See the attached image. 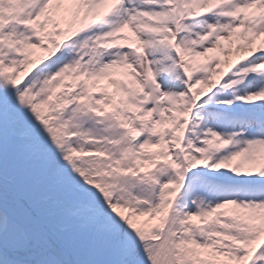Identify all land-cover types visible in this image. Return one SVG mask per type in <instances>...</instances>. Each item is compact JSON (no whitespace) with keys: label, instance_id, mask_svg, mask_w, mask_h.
I'll return each mask as SVG.
<instances>
[{"label":"snow or ice","instance_id":"1","mask_svg":"<svg viewBox=\"0 0 264 264\" xmlns=\"http://www.w3.org/2000/svg\"><path fill=\"white\" fill-rule=\"evenodd\" d=\"M0 264H264V0H0Z\"/></svg>","mask_w":264,"mask_h":264}]
</instances>
